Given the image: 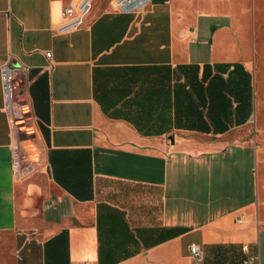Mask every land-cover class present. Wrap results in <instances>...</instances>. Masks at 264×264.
Returning a JSON list of instances; mask_svg holds the SVG:
<instances>
[{
  "label": "crops",
  "instance_id": "1",
  "mask_svg": "<svg viewBox=\"0 0 264 264\" xmlns=\"http://www.w3.org/2000/svg\"><path fill=\"white\" fill-rule=\"evenodd\" d=\"M213 1L226 21L208 41L171 0L144 12L92 0L68 28L71 0H0V232L16 233L17 264H264V178L258 165L245 178L233 154L263 149L262 129L253 145L235 135L257 124L264 0H253L251 49L219 38L242 27L248 3ZM8 61L30 66L22 179L3 109Z\"/></svg>",
  "mask_w": 264,
  "mask_h": 264
},
{
  "label": "rangeland",
  "instance_id": "2",
  "mask_svg": "<svg viewBox=\"0 0 264 264\" xmlns=\"http://www.w3.org/2000/svg\"><path fill=\"white\" fill-rule=\"evenodd\" d=\"M175 4L176 8V21L182 24L184 28H190L192 25L196 24L192 22V18H197L201 22L200 33L202 35L201 39L207 37L208 41L211 38V32L214 29V25L226 21L221 14L218 13H209L213 11V8H216L212 5L213 0H171ZM222 1V0H218ZM244 3H248L249 11L242 18V27H235L229 35V32L223 31L222 36L219 38L222 39L224 45L234 46V47H243L245 49L253 48V35H254V13H253V0H243ZM110 3V0H93V5H105ZM230 5H237L236 0L231 1ZM218 8V7H217ZM157 9L161 13H165L163 6L157 5ZM208 11V13H207ZM182 18H187L188 22H182ZM190 19V20H189ZM186 21V20H185ZM258 33V47L259 49L264 50V20H258V26L256 28ZM205 46L209 47V44ZM264 66V65H263ZM259 77V94L257 102V124L252 122L244 131L238 132L235 135V138L240 142H248L251 145L254 143L256 137V129H262L264 132V67L263 69L258 70ZM262 143V152L260 157L255 156V152L252 150L251 158L247 162H244L240 153L238 155L239 149L235 148L237 151L233 153L236 156L237 163L235 168L243 167L247 169L245 178H257L258 172L255 171V167L259 166V174L261 178H264V134L261 136ZM240 152H242L240 150ZM237 154V155H236ZM235 157H232V160ZM232 163V161H231ZM231 164V168H232ZM232 174V170H231ZM231 178L233 176L231 175ZM236 178V177H234ZM18 240L16 233L14 232H0V264H17L18 261V252L17 246Z\"/></svg>",
  "mask_w": 264,
  "mask_h": 264
},
{
  "label": "built area",
  "instance_id": "3",
  "mask_svg": "<svg viewBox=\"0 0 264 264\" xmlns=\"http://www.w3.org/2000/svg\"><path fill=\"white\" fill-rule=\"evenodd\" d=\"M152 0H110L112 9L116 11H140L144 12L148 4ZM92 0H71V2L63 8V15L68 19L64 24V28L77 25L82 15L91 7ZM51 50L46 51V55L51 57ZM30 66L15 64L11 61L6 62L2 66V82L4 92L3 109L6 113L10 130L13 138V172L17 179H22L29 174L31 165L24 160L23 148L21 145V133L23 127L29 122V114L31 112L27 105L25 97V87L27 83V74ZM243 216L238 217V222H243ZM193 258L200 262L203 259V251L200 245L193 243L190 246ZM243 250H249V246L245 244ZM259 255L249 254L245 258L243 264H258ZM77 264H88L80 262Z\"/></svg>",
  "mask_w": 264,
  "mask_h": 264
}]
</instances>
